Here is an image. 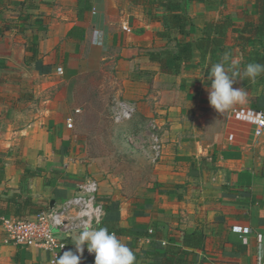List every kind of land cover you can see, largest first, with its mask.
Wrapping results in <instances>:
<instances>
[{
  "label": "crops",
  "instance_id": "1",
  "mask_svg": "<svg viewBox=\"0 0 264 264\" xmlns=\"http://www.w3.org/2000/svg\"><path fill=\"white\" fill-rule=\"evenodd\" d=\"M253 4L183 0L192 41L208 21L228 17L241 27L243 11L252 13ZM88 7L85 0H0V217L59 205L91 178L99 185L106 225L120 229L117 238L134 251L136 264H153L169 248L187 251L177 254V264H264V138L252 125L231 123L229 111L219 114L210 106V58L201 63L194 51V68L162 73L150 53L173 49L174 42L158 35L161 11L151 19L129 0H88ZM235 38L229 34L220 62L229 53L238 67ZM108 53L125 73L122 97L156 123L162 142L150 179L134 194L88 156L54 110L45 115L44 105L33 102L31 84L49 78L58 64L98 72ZM147 73L155 94L143 82ZM246 79L233 87L243 88L247 101L232 108L264 110V85ZM18 198L30 203L18 206ZM192 232L202 234L201 249L182 247L184 234ZM75 240L66 251L75 252ZM86 251L81 264H94ZM45 256L4 245L0 236V264H41Z\"/></svg>",
  "mask_w": 264,
  "mask_h": 264
},
{
  "label": "rangeland",
  "instance_id": "2",
  "mask_svg": "<svg viewBox=\"0 0 264 264\" xmlns=\"http://www.w3.org/2000/svg\"><path fill=\"white\" fill-rule=\"evenodd\" d=\"M108 54L98 72L78 70L79 67L73 70L65 62L58 64L49 78L31 84L36 95L33 102L44 105L45 115H52L54 110L66 125L70 120L72 128L68 131L76 135L78 145L108 168L106 174L119 178L125 192L134 194L136 188H143L150 179L155 165L149 153L147 127L151 118L136 112L125 123L112 121L109 111L112 101L127 99L120 93L124 87L123 67ZM58 68L61 74L57 73ZM151 75L147 73L143 82L155 94L157 88ZM29 95L34 98V93Z\"/></svg>",
  "mask_w": 264,
  "mask_h": 264
},
{
  "label": "trees",
  "instance_id": "3",
  "mask_svg": "<svg viewBox=\"0 0 264 264\" xmlns=\"http://www.w3.org/2000/svg\"><path fill=\"white\" fill-rule=\"evenodd\" d=\"M132 4L145 7L148 17L157 19L158 13L161 11L162 24L164 30L158 33L159 36L174 42L173 49L150 53V59L156 61L160 65L162 73L169 75H178L182 70L194 68L193 62L194 51H198L200 62L203 63L207 57L210 58V64L220 62V55L223 52L229 34L235 35L236 44L240 48L242 55V63L237 67L241 74L248 63L264 64V0H254L253 12L243 11V24L241 27L228 17H223L218 21H208L202 29V36L196 41L191 39L190 20L183 12V0H129ZM202 1V0H190ZM88 7V0H85V10ZM2 31L0 29V36ZM81 36L80 39H82ZM36 49H33L35 53ZM228 67V65H226ZM245 85L247 79L237 77ZM257 83L264 85V74L256 78ZM37 174L30 172V175ZM19 199V198H18ZM14 202L19 206L20 203L27 204L30 200L21 199ZM39 211H36L37 214ZM1 216V215H0ZM31 215H23L20 218ZM105 218L99 227H106L110 233H115L118 237L120 229L107 226ZM183 248L201 249L203 247V236L201 233L192 232L184 234ZM183 255L187 251L176 248H169L163 254L154 256L153 264H177L180 263L178 253Z\"/></svg>",
  "mask_w": 264,
  "mask_h": 264
},
{
  "label": "built area",
  "instance_id": "4",
  "mask_svg": "<svg viewBox=\"0 0 264 264\" xmlns=\"http://www.w3.org/2000/svg\"><path fill=\"white\" fill-rule=\"evenodd\" d=\"M61 74V68L57 69ZM111 119L115 124L125 123L137 112V104L133 101L114 99L109 108ZM229 121L252 125L255 136L264 138V110L249 107H234L229 110ZM67 128L72 124L67 120ZM149 129V153L154 163L162 155V142L156 123L151 120ZM74 195L65 199L59 205H46L37 214L26 218L0 217L1 243L22 248H35L45 254L41 264H54L68 248L71 238H76L83 230V223L88 221L92 227H99L105 218V205L99 199V185L95 179L86 178L77 185ZM100 223L97 225L96 221ZM152 230H149V234ZM93 257L94 254H89Z\"/></svg>",
  "mask_w": 264,
  "mask_h": 264
},
{
  "label": "clouds",
  "instance_id": "5",
  "mask_svg": "<svg viewBox=\"0 0 264 264\" xmlns=\"http://www.w3.org/2000/svg\"><path fill=\"white\" fill-rule=\"evenodd\" d=\"M262 74L264 64L261 63H248L241 74L235 62L230 63V54L225 53L221 62L214 64L208 75L210 106L217 113L225 114L234 105L245 103L248 93L243 88L233 87L236 78L246 77L255 81ZM96 223L99 225V219ZM74 246L75 252L65 251L58 259L56 256L54 264H81L85 247L89 254H94V264H136L134 251L118 239L115 233H110L106 227H92L88 221L83 223V230L77 235Z\"/></svg>",
  "mask_w": 264,
  "mask_h": 264
},
{
  "label": "water",
  "instance_id": "6",
  "mask_svg": "<svg viewBox=\"0 0 264 264\" xmlns=\"http://www.w3.org/2000/svg\"><path fill=\"white\" fill-rule=\"evenodd\" d=\"M52 206H53V203H51L50 207H52Z\"/></svg>",
  "mask_w": 264,
  "mask_h": 264
}]
</instances>
